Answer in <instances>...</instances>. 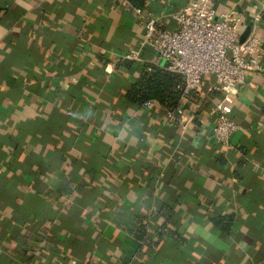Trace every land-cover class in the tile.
I'll list each match as a JSON object with an SVG mask.
<instances>
[{
	"label": "crops",
	"instance_id": "obj_1",
	"mask_svg": "<svg viewBox=\"0 0 264 264\" xmlns=\"http://www.w3.org/2000/svg\"><path fill=\"white\" fill-rule=\"evenodd\" d=\"M189 1L0 0V264H264V73L236 86L222 145L212 77L181 130L164 90L181 77L148 47L122 58ZM213 2L264 50V0Z\"/></svg>",
	"mask_w": 264,
	"mask_h": 264
},
{
	"label": "built area",
	"instance_id": "obj_2",
	"mask_svg": "<svg viewBox=\"0 0 264 264\" xmlns=\"http://www.w3.org/2000/svg\"><path fill=\"white\" fill-rule=\"evenodd\" d=\"M263 8L264 2L253 15L255 24L261 21ZM168 16L176 22V27L166 28L157 19L145 17L138 45L124 53L122 58L140 61L142 49L148 47L163 60L162 68L165 71L181 77L176 84L179 96L171 111L181 130H185L196 119V110L201 104L197 101L194 109L188 110L186 101L202 87L205 76L212 77L206 94L216 93L218 97L213 100L210 111L215 117L210 135L225 145L230 135L240 128L232 118L236 86L247 84L246 71L264 73L261 39L251 30L240 42L243 28L241 14L233 9L217 13L213 0H191ZM144 105L150 106L151 101L146 100ZM199 122L202 120L199 119ZM74 264L107 263L90 259Z\"/></svg>",
	"mask_w": 264,
	"mask_h": 264
},
{
	"label": "trees",
	"instance_id": "obj_3",
	"mask_svg": "<svg viewBox=\"0 0 264 264\" xmlns=\"http://www.w3.org/2000/svg\"><path fill=\"white\" fill-rule=\"evenodd\" d=\"M128 2L131 3V5H133L134 7H139V8H143L145 7L146 5V0H127ZM261 19L264 20V11H262L261 13ZM177 81V80H176ZM175 81V78H174V82H173V77H172V83L174 85V89H169V85H167V87L164 89L166 91H168V98H167V103L170 105H172V107L175 105L176 103V100L179 96V92L178 90L176 89V84L177 82ZM153 82L154 84L152 86H148L147 89L148 91L144 94H142V98L143 99H146L147 98H159V100H162L164 101V96H165V93L163 90H161L159 87L160 85H158L156 82H155V79H153Z\"/></svg>",
	"mask_w": 264,
	"mask_h": 264
},
{
	"label": "water",
	"instance_id": "obj_4",
	"mask_svg": "<svg viewBox=\"0 0 264 264\" xmlns=\"http://www.w3.org/2000/svg\"><path fill=\"white\" fill-rule=\"evenodd\" d=\"M249 30H250V25L245 26V27L242 28V31H241V34H240V42H242L246 38V36L249 33Z\"/></svg>",
	"mask_w": 264,
	"mask_h": 264
}]
</instances>
